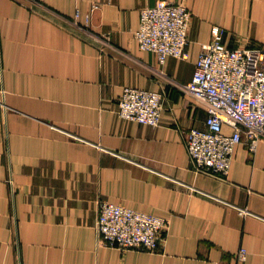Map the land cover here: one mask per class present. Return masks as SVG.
Segmentation results:
<instances>
[{
  "label": "crops",
  "instance_id": "crops-1",
  "mask_svg": "<svg viewBox=\"0 0 264 264\" xmlns=\"http://www.w3.org/2000/svg\"><path fill=\"white\" fill-rule=\"evenodd\" d=\"M158 1L0 0V264H264V142L227 178L196 171L185 135L208 113L181 88L215 29L264 49V0H167L192 19L166 77L135 40ZM129 86L165 95L159 126L118 116ZM102 200L166 218L160 251L105 245Z\"/></svg>",
  "mask_w": 264,
  "mask_h": 264
},
{
  "label": "built area",
  "instance_id": "built-area-1",
  "mask_svg": "<svg viewBox=\"0 0 264 264\" xmlns=\"http://www.w3.org/2000/svg\"><path fill=\"white\" fill-rule=\"evenodd\" d=\"M191 19L192 13L184 3L160 0L141 10L135 40L142 51L156 55L161 76L166 77L168 58H189ZM90 22L88 16L86 25ZM212 34L211 42L202 47L192 80L181 86L208 113L205 127L191 129L185 143L196 171L227 178L239 144L254 153L264 142V49L228 48L219 29ZM0 93L4 97L3 89ZM165 99L162 92L125 87L117 113L124 120L157 127L162 122ZM224 125L232 128L231 134L224 132ZM168 230L166 218L105 200L99 202L97 232L107 246L156 253ZM246 256L247 251L240 250L239 259Z\"/></svg>",
  "mask_w": 264,
  "mask_h": 264
}]
</instances>
